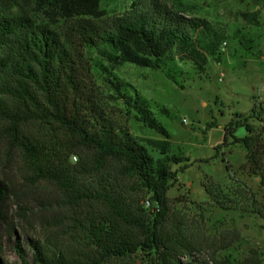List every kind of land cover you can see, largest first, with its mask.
I'll use <instances>...</instances> for the list:
<instances>
[{
	"label": "trees",
	"instance_id": "16d2710c",
	"mask_svg": "<svg viewBox=\"0 0 264 264\" xmlns=\"http://www.w3.org/2000/svg\"><path fill=\"white\" fill-rule=\"evenodd\" d=\"M25 2L0 0V154L18 156L31 186L53 187L64 214L43 239L29 240V250L14 246L22 263L31 254L35 264H131L142 256L150 264H264L257 250L241 261L219 251L204 257L192 234L172 227L168 192L179 174L173 166L185 158L173 153L170 134L149 101L105 65L160 71L173 81L186 65L201 74L211 61L222 60L227 31L180 0H130V11L121 16L105 9L104 0H34L33 14ZM238 15L260 25L259 11ZM239 35L229 37L245 48ZM102 90L140 124L134 126L162 139L144 143L132 125L110 116ZM239 127L246 129L243 138L234 135ZM229 138L246 149L241 169L264 185L262 103L234 115L222 145ZM127 181L133 196L124 189ZM206 192L224 210L229 204L264 216L250 190ZM138 193L149 196L151 207L140 203ZM9 199L0 179V229Z\"/></svg>",
	"mask_w": 264,
	"mask_h": 264
},
{
	"label": "rangeland",
	"instance_id": "374dc122",
	"mask_svg": "<svg viewBox=\"0 0 264 264\" xmlns=\"http://www.w3.org/2000/svg\"><path fill=\"white\" fill-rule=\"evenodd\" d=\"M163 1L171 3L172 0ZM180 1L196 7L198 16L227 31V45L222 48L220 62L211 61L201 74L186 65L184 73L174 77L175 81L160 71L129 64L114 68L105 65L149 101L170 134L173 153L185 158L173 166L179 174L168 192L172 227H183L187 234H192L202 244L204 257L219 251L222 257L241 261L257 250L264 263V216L234 209L229 204L225 206L231 208L224 210L206 192V187L216 192L222 188L224 193L234 194L242 187L254 194L259 205H264V185L241 169L246 149L232 144L231 138L222 145L225 127L236 113L247 115L257 103H262L264 109V0ZM103 6L112 15L121 16L130 11V0H104ZM34 7V0H26L29 14L34 13ZM238 11H259L260 25L244 23ZM235 31H240L239 39L245 48L229 37ZM102 93L109 115L132 125L131 130L140 140L146 143L147 139H162L157 133L134 126L139 123L129 121L127 113L120 111L122 106L114 104L108 91L102 90ZM234 135L243 138L247 135L246 129L239 127ZM219 145L222 147L216 155ZM151 152L155 158L159 157V152ZM25 175L16 154H0V179L10 195L3 208L6 223L0 229V255L5 264H23L14 246L29 250V240L43 239L50 229L60 226L64 214L58 207L60 197L53 187L44 183L31 186ZM132 184L127 181L124 189L133 196ZM136 196L146 206L149 196L145 193ZM63 226L59 230L61 234L67 229ZM227 244L231 246L220 250ZM149 260L150 257L142 256L129 263L150 264ZM28 264H35L31 254Z\"/></svg>",
	"mask_w": 264,
	"mask_h": 264
},
{
	"label": "built area",
	"instance_id": "2783aa9c",
	"mask_svg": "<svg viewBox=\"0 0 264 264\" xmlns=\"http://www.w3.org/2000/svg\"><path fill=\"white\" fill-rule=\"evenodd\" d=\"M226 45H227V43L226 42H223L222 48H225ZM146 206L147 207H151V202L150 201H146Z\"/></svg>",
	"mask_w": 264,
	"mask_h": 264
}]
</instances>
